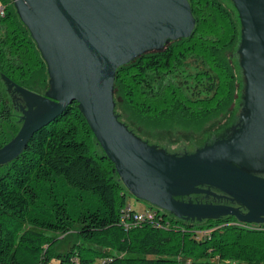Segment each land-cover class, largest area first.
Masks as SVG:
<instances>
[{"label": "trees", "instance_id": "obj_1", "mask_svg": "<svg viewBox=\"0 0 264 264\" xmlns=\"http://www.w3.org/2000/svg\"><path fill=\"white\" fill-rule=\"evenodd\" d=\"M0 2V76L43 93L46 64L13 1ZM189 2L196 18L190 37L116 72L115 111L135 133L136 126H202L237 99L235 12L224 0ZM1 84L0 147L20 128ZM127 195L73 102L0 166V264H44L52 256L58 264H264L263 224L185 221L153 206L135 209ZM146 210L153 220H138ZM73 230L70 247L55 251Z\"/></svg>", "mask_w": 264, "mask_h": 264}, {"label": "water", "instance_id": "obj_2", "mask_svg": "<svg viewBox=\"0 0 264 264\" xmlns=\"http://www.w3.org/2000/svg\"><path fill=\"white\" fill-rule=\"evenodd\" d=\"M12 1L46 64L48 85L37 93L0 76L24 106L18 132L0 147V166L76 102L137 199L185 221L234 217L264 225V0H224L239 22L233 57L242 76L240 109L227 128L185 152L150 143L121 121L114 82L119 67L192 35L189 0ZM195 194L214 200L195 202Z\"/></svg>", "mask_w": 264, "mask_h": 264}, {"label": "rangeland", "instance_id": "obj_3", "mask_svg": "<svg viewBox=\"0 0 264 264\" xmlns=\"http://www.w3.org/2000/svg\"><path fill=\"white\" fill-rule=\"evenodd\" d=\"M228 5L226 2H224ZM229 6V5H228ZM229 54V53H228ZM233 60H236L233 57ZM237 73V90L236 97L241 92L242 76L239 72V68H236ZM1 80V79H0ZM2 82V80H1ZM2 89L5 90V87L2 82ZM6 91V90H5ZM43 91V89H42ZM7 93V92H6ZM117 101L120 102V97L116 96ZM10 100V99H9ZM20 107L23 106V103L19 101ZM21 109V108H20ZM24 109V106H23ZM18 110V109H17ZM239 108L237 107V102L234 101L231 106L224 111V113L210 119L202 126H190V125H172V126H136V133L148 140L150 143L162 146L172 152H185L191 151L197 145L202 143L205 138L212 134H216L227 128L231 121L234 119L236 114H238ZM15 113L21 114V111H14L12 109V118L16 121ZM135 122L140 120L142 123H145L139 117H135ZM19 124V123H18ZM128 191V190H127ZM127 201L132 205L133 208L142 210L150 207V205L143 200L137 199L133 194L128 191ZM76 238V231L73 230L65 236L59 238L57 243V249L54 247V250L65 251L67 250L71 243ZM44 264H58V260L54 256Z\"/></svg>", "mask_w": 264, "mask_h": 264}, {"label": "flooded vegetation", "instance_id": "obj_4", "mask_svg": "<svg viewBox=\"0 0 264 264\" xmlns=\"http://www.w3.org/2000/svg\"><path fill=\"white\" fill-rule=\"evenodd\" d=\"M5 91V90H4ZM6 93V91H5ZM6 96H7V99L9 100L10 102V105L12 106L13 110L14 111H21L20 110V105H19V101L20 100H17V98L14 99V94L13 93H10V92H7L6 93ZM236 102H237V107L240 109V100H239V96L237 97L236 99ZM18 109V110H17ZM22 114H18V113H15V116H16V122L19 120V118L21 117ZM18 123V122H17ZM191 198L195 201V202H204V201H212L214 200L213 198L211 199H205V195L203 194H195V195H192ZM189 199V198H188ZM215 202H223L225 203L224 200H216Z\"/></svg>", "mask_w": 264, "mask_h": 264}, {"label": "built area", "instance_id": "obj_5", "mask_svg": "<svg viewBox=\"0 0 264 264\" xmlns=\"http://www.w3.org/2000/svg\"><path fill=\"white\" fill-rule=\"evenodd\" d=\"M4 6L2 5V3L0 2V15L4 14ZM138 218V220H153V213L149 210H146L144 212H140L137 214L136 216Z\"/></svg>", "mask_w": 264, "mask_h": 264}]
</instances>
